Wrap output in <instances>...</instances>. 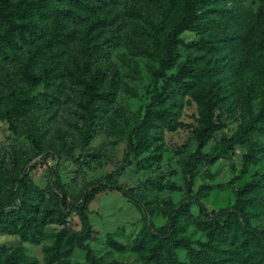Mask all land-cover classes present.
<instances>
[{
  "label": "rangeland",
  "instance_id": "obj_1",
  "mask_svg": "<svg viewBox=\"0 0 264 264\" xmlns=\"http://www.w3.org/2000/svg\"><path fill=\"white\" fill-rule=\"evenodd\" d=\"M90 4L94 14L84 27L89 28L93 45L85 39L64 51L31 56L38 58V72L49 69L50 74H58L71 56L101 69L103 87L115 94L106 105L108 110L94 105L88 122L86 106H80L78 98L60 95L27 112H8L24 98L45 91L46 83L17 81L21 65L5 63L0 68V200L4 205L0 209H14L24 189L19 179L25 176L26 185L42 189L39 205L49 221L40 244L22 243L25 264H45V252L59 231L82 230L76 212L59 217L56 208L63 204L67 209L80 201L93 182L109 178L131 190L133 197L115 189L97 194L87 209L92 236L75 246L69 262L90 264L91 252L99 263L142 264L139 253L112 249L108 236L131 246L146 225L165 226L180 204H188L196 214L202 208L230 207L253 174L264 171V133H239L264 105V0H225L209 6L222 28L209 21L184 31L179 58L160 79L155 71L166 51L167 35L183 13V0H90ZM234 42L244 53L240 64L234 58ZM186 64L197 70L192 91L166 101L178 110L183 124L160 132L152 147L136 153L133 128L141 123L167 78ZM212 88L220 90L215 111L220 128L202 151L210 152L223 137L237 141L225 157L200 161L188 171L186 164L198 148L195 131L200 107L195 94ZM242 197L254 212L253 226L264 236V188ZM16 222L13 215L0 218V248L21 241ZM188 235L195 245L206 239L194 227ZM179 255L183 264H189L184 250Z\"/></svg>",
  "mask_w": 264,
  "mask_h": 264
},
{
  "label": "trees",
  "instance_id": "obj_2",
  "mask_svg": "<svg viewBox=\"0 0 264 264\" xmlns=\"http://www.w3.org/2000/svg\"><path fill=\"white\" fill-rule=\"evenodd\" d=\"M224 1L183 0V13L167 35L166 51L155 71L156 79L165 77L166 71L176 64L179 47L185 44L180 36L184 31L209 21L222 28L215 12L207 8ZM90 6V0H0V68L5 63L21 65L16 70L17 81L46 83L45 91L24 98L8 112H27L43 104L52 103L54 98L60 95L75 100L78 98L79 105L86 106L88 122H91L89 118L94 114V105L104 106L103 109L108 110L106 105L114 101L115 94L113 90L103 87L104 72L101 69L90 67L76 56H71L63 65L64 71L51 75L47 72L49 69L36 71L35 61L38 58L31 56L35 53H38V56L34 57L48 55L54 49L64 51L80 40H89V28L84 26L94 14ZM86 44L93 45L90 40ZM241 44H244V41ZM233 45L234 48L236 46L234 58L240 64L244 53L239 42H234ZM50 75L49 80L47 76ZM196 76L197 70L186 64L167 78L146 108L141 123L133 128L136 153L152 147L159 139L160 132L166 129L174 130L183 124L178 110L173 105L166 104V101L174 94L190 93L193 89L192 78ZM73 92L76 93L74 97ZM219 95L220 90L214 88L195 94L200 107L198 127L195 131L198 148L186 164L188 171H192L194 165L200 161L225 157L237 141L235 137H223L210 152L202 151L220 128L215 119ZM87 130H90V125ZM239 131L240 134L264 133V105ZM19 182L24 183L20 200L13 206L14 209H0V218L13 215L17 219L15 232L20 235L21 241L16 245L0 248V264H25L22 262L25 253L22 243L40 244L44 240L43 227L49 223L39 205L43 196L42 189L32 184L26 185L25 176L20 178ZM262 188L264 171L253 174L251 180L244 184L236 202L230 207L212 211L202 208L201 212L196 214L188 204H180L170 213L165 226L158 228L153 224L146 225L131 246L111 235L108 236L107 242L114 250L139 253L142 264H183L180 250L186 252L189 264H264V236L253 226L254 212L250 209L247 199L242 197L243 194ZM106 189H115L133 197L131 190L107 178L102 182L91 183L80 201L69 208L58 204L56 214L64 217L68 211L76 212L81 220L82 230L71 234L65 230L59 231L52 246L45 252V264H72L68 258L75 246L82 245L92 236L93 229L87 215L88 205L97 194ZM190 194L189 189L188 195ZM3 206L0 200V207ZM191 227L200 230L206 237L198 245H195L188 235ZM89 258L90 264H139L126 261L99 263L91 252Z\"/></svg>",
  "mask_w": 264,
  "mask_h": 264
}]
</instances>
